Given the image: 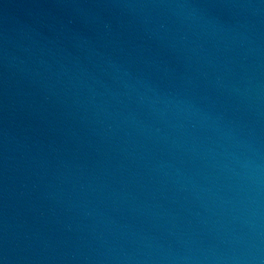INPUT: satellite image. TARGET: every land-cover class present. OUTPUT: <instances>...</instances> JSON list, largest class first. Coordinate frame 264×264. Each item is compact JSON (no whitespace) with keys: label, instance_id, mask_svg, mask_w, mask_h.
Segmentation results:
<instances>
[{"label":"water","instance_id":"obj_1","mask_svg":"<svg viewBox=\"0 0 264 264\" xmlns=\"http://www.w3.org/2000/svg\"><path fill=\"white\" fill-rule=\"evenodd\" d=\"M0 264H264V0H0Z\"/></svg>","mask_w":264,"mask_h":264}]
</instances>
